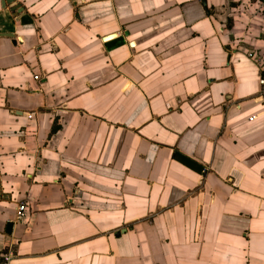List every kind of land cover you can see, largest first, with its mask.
I'll list each match as a JSON object with an SVG mask.
<instances>
[{"label":"crops","instance_id":"1","mask_svg":"<svg viewBox=\"0 0 264 264\" xmlns=\"http://www.w3.org/2000/svg\"><path fill=\"white\" fill-rule=\"evenodd\" d=\"M2 1L0 263L264 264V0Z\"/></svg>","mask_w":264,"mask_h":264},{"label":"built area","instance_id":"2","mask_svg":"<svg viewBox=\"0 0 264 264\" xmlns=\"http://www.w3.org/2000/svg\"><path fill=\"white\" fill-rule=\"evenodd\" d=\"M247 56L249 57L250 60H252L259 66V69H260V81L259 82L261 85H264V51L260 53L250 52L248 53ZM16 211H17L16 219L19 221H22L28 211L27 203L20 202L18 204V207L16 208ZM1 258H2V261L0 264H9L11 260V254L9 253L2 254Z\"/></svg>","mask_w":264,"mask_h":264},{"label":"water","instance_id":"3","mask_svg":"<svg viewBox=\"0 0 264 264\" xmlns=\"http://www.w3.org/2000/svg\"><path fill=\"white\" fill-rule=\"evenodd\" d=\"M13 0H3L2 1V8H5V5H9L13 11H17V13H21L22 10L18 5H14ZM0 37H6V38H10L13 39L14 35L13 34H1ZM14 42V41H13ZM15 44V43H13ZM11 230V224L7 225V233H9Z\"/></svg>","mask_w":264,"mask_h":264}]
</instances>
